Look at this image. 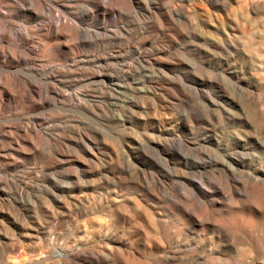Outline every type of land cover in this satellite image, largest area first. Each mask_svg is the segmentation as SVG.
Wrapping results in <instances>:
<instances>
[{
    "label": "rangeland",
    "instance_id": "1",
    "mask_svg": "<svg viewBox=\"0 0 264 264\" xmlns=\"http://www.w3.org/2000/svg\"><path fill=\"white\" fill-rule=\"evenodd\" d=\"M111 1L75 51L85 112L44 108L40 147L0 154V264H264V48L212 43L225 14L204 0Z\"/></svg>",
    "mask_w": 264,
    "mask_h": 264
},
{
    "label": "bare ground",
    "instance_id": "2",
    "mask_svg": "<svg viewBox=\"0 0 264 264\" xmlns=\"http://www.w3.org/2000/svg\"><path fill=\"white\" fill-rule=\"evenodd\" d=\"M57 1L64 5L59 6ZM99 1L78 0V3L84 5L74 14L72 12L76 9L70 12L71 6L68 4L77 0H0V154L9 152L12 146L13 156L19 157L22 152L27 151L20 144L29 134L36 141L34 149L43 141L42 138L49 137L51 128L42 126L47 122L52 125L54 117L44 114V108H72L85 112L87 103L84 92L71 89L87 79L79 78L87 60L82 56V51L80 56L77 53L80 52L78 48H84L87 43L85 20L91 13L90 9H100L104 13L114 9L115 1L104 7L100 5L102 1ZM204 1L209 7L225 14L224 17H218V20L219 23L226 21V28L221 31L220 24L217 26V37L213 38L212 43L235 50L250 40L256 46L264 48V0ZM166 9L169 11L170 7ZM133 79L129 78L127 86L111 79L108 87L113 95L132 91L141 85ZM116 101L117 98L114 97V107L117 105ZM225 115L230 116L228 112ZM205 139L213 140L210 135L205 136ZM233 140L236 157L254 158L247 151L246 138L236 135ZM7 156L10 157V154ZM227 159L240 167L238 159L233 156H228ZM2 161L0 157V162ZM12 163L14 160L11 163H0V172L4 166ZM253 171L255 180L264 181V170ZM238 225L242 229L247 228L250 221L240 220ZM78 255L75 252L66 257L71 263L80 264Z\"/></svg>",
    "mask_w": 264,
    "mask_h": 264
}]
</instances>
